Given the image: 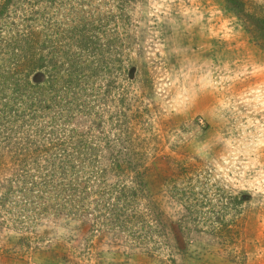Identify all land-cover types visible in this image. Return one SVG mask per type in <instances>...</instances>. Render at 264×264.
I'll use <instances>...</instances> for the list:
<instances>
[{
	"label": "rangeland",
	"instance_id": "374dc122",
	"mask_svg": "<svg viewBox=\"0 0 264 264\" xmlns=\"http://www.w3.org/2000/svg\"><path fill=\"white\" fill-rule=\"evenodd\" d=\"M57 47L48 121L0 94V264H264V0H0L21 71Z\"/></svg>",
	"mask_w": 264,
	"mask_h": 264
},
{
	"label": "trees",
	"instance_id": "16d2710c",
	"mask_svg": "<svg viewBox=\"0 0 264 264\" xmlns=\"http://www.w3.org/2000/svg\"><path fill=\"white\" fill-rule=\"evenodd\" d=\"M71 52L73 53V50L67 52V50H62V48L57 47L52 49L51 52L46 55V57H37V55L25 54V58H23L22 60H26V62L28 63V67L23 68L22 71L16 66L14 57H8V53L6 51L0 52V94L8 93V90L15 92L18 98L14 102L15 104H19V106H17L13 104L14 102H12L11 104L6 106V108H9V111L6 110V114H1H5L6 117V120H4V122L6 123L5 132H8L10 128V133H12V131H19L23 127H25L27 123H32V121L34 120H43L46 117V121L50 119L52 115V113L50 112L57 107V100L60 92L59 90L65 88V91L68 92L67 87L70 88L73 84V77L76 76L77 73H80L81 75L84 72L83 70H80L81 68H79V71L74 75V67H72L70 70L71 72H68L66 76H59L60 69L64 66V64L63 62L61 63V60H58V57L62 59V56L64 55V58H69V56L67 55ZM47 67H49V70H51L50 76L46 79L48 86H46L45 84H42V86L40 84L43 80L41 81L40 77L41 75H44L42 70L46 69ZM59 79H64L63 81L65 82L58 81ZM59 84L61 85L60 88H58ZM74 104V102L70 103V105L68 104L69 106H67V110L73 111V108L71 109V106L73 107ZM75 107H78V104H75ZM14 110L16 111L14 112ZM44 113H46V115H44ZM1 121H3V119ZM30 150L32 149L27 148L23 152H27ZM35 151L39 152L37 150ZM66 155L64 157H66ZM64 163L65 162L63 160L61 164L63 165ZM71 167L73 168L74 166ZM70 169V167L68 168V166H65L64 168H62L61 174L66 175L67 173H71L69 171ZM20 170L21 172L24 171L22 169ZM22 177H27V174H22ZM20 183L22 185V196L26 199H29V191L23 192L25 190L24 185H26V180H23ZM45 208L44 212L47 211Z\"/></svg>",
	"mask_w": 264,
	"mask_h": 264
}]
</instances>
